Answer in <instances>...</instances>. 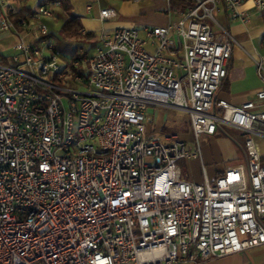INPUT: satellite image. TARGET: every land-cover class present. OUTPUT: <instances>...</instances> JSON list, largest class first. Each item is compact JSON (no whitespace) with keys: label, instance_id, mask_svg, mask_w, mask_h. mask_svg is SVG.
Segmentation results:
<instances>
[{"label":"built area","instance_id":"obj_1","mask_svg":"<svg viewBox=\"0 0 264 264\" xmlns=\"http://www.w3.org/2000/svg\"><path fill=\"white\" fill-rule=\"evenodd\" d=\"M248 2L264 15V0H192L167 25L101 32L87 59L67 60L44 23H58V1L21 15L0 0V37L16 39L0 56V264H205L264 246V109L219 97L241 46L216 12L247 23ZM153 107L184 113L192 142L152 130ZM227 128L244 163L185 180L180 162Z\"/></svg>","mask_w":264,"mask_h":264},{"label":"crops","instance_id":"obj_2","mask_svg":"<svg viewBox=\"0 0 264 264\" xmlns=\"http://www.w3.org/2000/svg\"><path fill=\"white\" fill-rule=\"evenodd\" d=\"M12 1L21 15L29 13L38 5L31 7L29 4L30 0ZM39 1L40 0H37V3H39ZM112 2L120 3L123 14L138 20L133 21V24L129 26H122L116 23L104 24L106 21L100 19L99 11L105 8H113L110 6ZM95 3L98 7L96 15H91L93 6L90 13L86 12L85 14L89 17L75 14L80 17L82 25L81 31L93 33L94 39H96L101 32H111L118 27H141L143 25L164 26L178 15L170 10L165 0H140L138 2L133 0H95ZM88 4L92 5L90 2ZM240 10L249 15V21L247 23L233 20L230 17L229 10L224 6H219L216 12V18L219 23L228 28L241 46V48H235L232 52L227 67V76L220 88L219 97L235 105H239L248 100L254 101L261 106V109H264V101H259L255 97L256 91L261 86V81L256 73L253 61V59H264V42H262V39H264V15L256 13L251 7L250 2L244 4ZM61 11L64 13L62 6ZM155 11L164 15L163 20L156 19L154 15L156 13ZM8 37L13 36L5 34L0 38ZM13 38L16 40L15 37ZM96 44L97 43H95V45ZM162 109L163 107H153L149 109L148 113L151 116H148L152 121L150 126L151 129L159 134H176L180 139L189 143L192 142L193 137L189 130V126L188 133H179L166 129L164 118L161 114ZM186 123L188 125L187 116ZM228 129L230 128L220 130L212 137L202 138L200 159H190L180 162L181 174L185 180L198 184L202 183L204 179L202 168H204L208 179L213 181L216 177L223 174L227 168L244 163L245 157L242 148V139H236L228 132ZM256 143L260 146V153L264 156V140L256 139ZM205 163L212 165L208 171L205 168ZM205 264H264V246L240 253L211 258L208 259Z\"/></svg>","mask_w":264,"mask_h":264},{"label":"rangeland","instance_id":"obj_3","mask_svg":"<svg viewBox=\"0 0 264 264\" xmlns=\"http://www.w3.org/2000/svg\"><path fill=\"white\" fill-rule=\"evenodd\" d=\"M70 4V12L77 15L86 16V9L85 6L90 2L93 6L92 16L96 15V11L98 9L95 0H68ZM31 7H35L38 3L37 0H30L29 2ZM114 8L116 12V18L106 21L104 24H111L116 23L122 26H129L133 24V21H136L138 19L133 17H128L125 14H123V9L120 6V3L112 2L110 5ZM125 12V11H124ZM154 14L157 20H163L164 15L160 12L155 11ZM58 14L59 20L58 23L55 25L50 20L45 19L44 23L47 24L48 28L50 29L51 34H53L55 41H61L63 40V36L61 34V25L64 22L67 14L66 12L62 13L61 10L56 11ZM154 13V12H153ZM89 17V16H86ZM156 20V22L159 24V22ZM81 34V33H80ZM64 41L69 42V46L66 49V53L62 55L63 57L67 58V60H70V54L73 50H76L78 52L83 53L82 59H87V57L92 52L93 48L95 47L96 39L91 38L87 39L84 38V36L81 34L79 38H69L64 39ZM15 42L13 37L8 38H0V56L7 58L11 54V46L12 43ZM162 117L164 118L166 129L169 131H177L179 133L186 132L188 133V125L186 123V115L180 111H174L170 109L163 108L161 110ZM149 116H151L148 113ZM228 132H230L236 139L240 140L242 137L240 134L234 130V129H228ZM203 138V137H202ZM202 138L200 139V145L202 143ZM259 147V151L261 152V148ZM211 164L205 163V168L208 171L211 167Z\"/></svg>","mask_w":264,"mask_h":264},{"label":"trees","instance_id":"obj_4","mask_svg":"<svg viewBox=\"0 0 264 264\" xmlns=\"http://www.w3.org/2000/svg\"><path fill=\"white\" fill-rule=\"evenodd\" d=\"M49 1H58L64 12L67 14V18L64 20V22L61 25V34L64 39L69 38H79L80 33L82 30V25L80 22V17L70 12V4L68 0H49ZM192 5V0H169V7L170 10L176 14H179L183 11H185L188 7ZM84 38L91 39L94 37V34L91 32L85 33ZM57 41L56 42V48L61 52L62 55L66 53V49L69 46L68 41ZM83 57V53L78 52L76 50H73L70 54L71 60H80ZM72 71L77 72L82 69V66L73 67L71 66ZM222 87V85H221Z\"/></svg>","mask_w":264,"mask_h":264}]
</instances>
